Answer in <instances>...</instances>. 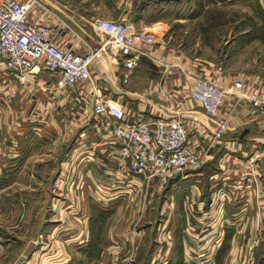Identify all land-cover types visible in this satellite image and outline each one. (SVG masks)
<instances>
[{"label":"crops","instance_id":"crops-1","mask_svg":"<svg viewBox=\"0 0 264 264\" xmlns=\"http://www.w3.org/2000/svg\"><path fill=\"white\" fill-rule=\"evenodd\" d=\"M34 1L29 11L30 20L50 27L58 46L74 45L78 52L85 51L86 46L97 45L98 38L93 21L97 18H107L101 14L111 13L94 5L99 0ZM100 2L104 3L106 0ZM115 7V14L131 13L128 20L137 28L145 30L159 28L163 43L166 37L170 39V36L166 33L169 28L168 22L166 23L161 15L164 13L186 15L185 18L181 16L180 19H175L178 22L195 19L197 17L195 14L201 12V0H128V9L125 7L119 9L120 1ZM142 57L152 60L155 58L162 62L172 61L173 65H177L178 62H189L184 59L181 51L170 49L165 44L164 46L158 44L157 39L155 45L149 48L147 55ZM142 57L139 63L143 61ZM186 65L184 70L193 72L194 75L206 76L197 68L190 69L189 64ZM90 71L94 77V87L77 86L63 91L56 88L55 76L41 68H35L24 78L15 73L0 72V171L12 175L17 166L16 169L11 167L20 163L18 157L22 158L25 149L33 144H37L36 147L41 146V141L47 140L49 143L63 141L64 145L62 144L61 148H65V154L67 152L71 159L75 151L77 152L75 158L94 157L91 168L85 169L84 179L88 182L92 174L106 173L115 176L125 174L122 170L124 163L119 154L120 144L97 118L88 117L94 94L117 101L124 109L127 120H133L141 113L149 120L181 117L190 129V143L203 154L204 162L166 183L172 188V200L181 212V218L173 229L174 264H200L201 261H196L195 254L206 244L209 259L202 261L203 264H225L226 259L231 256L234 260L232 263L236 264L241 246H244V242L239 240L241 237L248 239L246 246H249L250 240L253 245L258 246L260 242L257 239L264 236V117L253 111L245 101L239 102L232 109L230 95L226 96L225 103L216 116H206L198 104L188 98L187 93L184 94L181 89L174 88L181 80V73L178 71L160 69L156 76L137 74L133 72L134 70L126 73L108 58L94 63ZM209 71L208 78L224 79L221 84L223 87H229L233 79L240 78L246 86L254 88L262 80L258 74L239 71L222 75L223 69L215 67L214 64ZM125 95H128L130 100H124ZM230 109L232 113L225 124V129L219 139H214L213 133ZM46 126H52L54 133L45 137L46 139L39 138L35 132L42 131ZM75 129L79 130L74 135ZM7 139L16 142L17 145L14 147L5 144ZM223 149L220 158L219 152ZM10 158L17 160L11 163L8 160ZM218 158L226 165L223 169V163L221 164L220 175L230 177L231 183L212 181L215 175L207 168ZM251 162L254 165L252 168L257 172L253 177L256 179L255 182L250 177L253 169H250L248 163ZM249 169L251 172H247ZM193 175L202 176V184H194L191 178ZM240 178H246L248 182L240 184ZM15 183L19 184V189L35 187V181ZM149 183H146V186ZM12 185L13 182L8 180L1 183V189H12ZM194 185L198 186L196 187L199 189L198 192ZM224 190L227 194L223 192ZM105 211L108 213L101 215V218L110 215V210ZM90 221L94 223L97 219L89 214L87 222ZM218 221L221 224H214ZM225 221L230 225L222 224ZM1 228L2 225L0 264H10L11 261V264H17L13 262L14 257L10 256L13 254V251H10L13 244L5 242L9 232ZM97 238L101 239L98 235ZM94 241L87 240L79 247L81 251L79 264H96L99 260L103 250L101 247H95ZM256 248L249 252L248 261L254 258ZM153 251L147 252L144 261L135 258L132 264H152ZM135 254H140L139 245L135 248ZM186 254H192V259H187ZM263 262L264 256L260 264Z\"/></svg>","mask_w":264,"mask_h":264},{"label":"rangeland","instance_id":"rangeland-1","mask_svg":"<svg viewBox=\"0 0 264 264\" xmlns=\"http://www.w3.org/2000/svg\"><path fill=\"white\" fill-rule=\"evenodd\" d=\"M118 1L119 9L124 7L128 9V0H106L104 3L99 0L92 3L111 11L110 14L101 16L115 20H119L121 16L122 19L128 20L131 13L115 14L114 9ZM200 9L201 12L195 14L197 16L195 19L185 22H178L175 19H180L181 16L185 18L186 15L174 13L161 15L166 23L168 22L169 28L166 33L170 36V39L166 37L163 43L159 28L148 30L154 34L158 44L163 46L165 44L170 49L181 51L184 59L189 60L188 63L178 62L177 65H173L172 61L162 62L159 59L142 57L143 61L133 72L156 76L160 69L178 71L181 73V80L174 88L188 94L193 78L202 75H194L193 72L184 70L186 64H189L190 69L197 68L203 75L205 74L204 79L221 85L224 81L221 77H217L216 80L208 78L209 69L214 64L215 67L223 69L222 75L237 71L258 74L262 80L254 88L263 87L264 8L261 3L258 0H201ZM151 16L153 15H149ZM123 99L130 100L128 95ZM88 117L94 119L91 112ZM78 130L75 129L74 135ZM53 133L52 126L35 132L42 139ZM46 141H41V146L36 147L37 144H33L25 149L21 155L24 158L18 157L20 163L11 167L16 169L17 166L13 172L15 175L0 171V225L3 227L2 230L9 232L5 242L13 244V248H10V251H13L10 255L11 258L14 257L13 262L79 264L81 257L79 247L87 240H95V247H101L103 250L96 264H132L135 258L144 261L150 250H154L152 264H174L173 229L181 218V212L172 200V188L166 184L169 180L154 179L146 186V182L135 175L127 176L121 173V176H115L105 173L92 174L93 177L91 176L88 182L84 179L85 169L91 168L94 157L75 158L77 153L75 151L71 159L67 152L65 154V148H61L63 141L55 143ZM8 142L10 141L7 139L5 144L14 147L17 145L16 142ZM223 152L224 149L220 150V158ZM220 158L207 168L215 175L212 181L231 183L230 177L220 175L221 164L223 163V169L226 166L225 162L221 163ZM8 160L13 163L17 159ZM85 164L87 166H83ZM248 165L250 169L254 168L253 162ZM250 169L247 172H251ZM122 170L126 173L125 167ZM254 175H257L255 169L250 175L255 182ZM191 178L194 184L200 185L203 182L202 176L193 175ZM8 180L13 182L12 189H1V183ZM239 180L240 184L248 182L246 178ZM27 181H35V187L19 189V184L15 183ZM196 187L198 186L194 185L198 192L199 189ZM223 192L227 194V191ZM107 209L110 210V215L101 218V215L108 213L105 211ZM89 214L97 221L88 223ZM226 222L222 224H227ZM214 224L219 225L221 222ZM97 235L101 239L97 238ZM239 240L244 242V246H241L236 264H260L264 256V236L257 239L260 242L258 246L253 245L252 240L249 241V246H246L247 238L241 237ZM137 245L140 254H135ZM255 248L252 258L254 260L248 261L249 252ZM207 251L206 244L195 254L196 261L203 264L202 261L208 260ZM191 255L186 254L185 257L192 259ZM232 258V256L227 258L225 264H233Z\"/></svg>","mask_w":264,"mask_h":264},{"label":"built area","instance_id":"built-area-1","mask_svg":"<svg viewBox=\"0 0 264 264\" xmlns=\"http://www.w3.org/2000/svg\"><path fill=\"white\" fill-rule=\"evenodd\" d=\"M259 1L264 8V0ZM34 2L0 0V72L24 78L35 68H41L55 76V86L61 91L85 85L94 87L90 71L94 63L108 58L127 73L138 66L140 58L156 43L150 31L137 28L127 19L97 18L93 21L98 37L95 47L86 46L83 52L76 51L74 45L60 47L50 27L30 20ZM227 95L232 97V109L245 101L264 117V86L251 88L240 78L223 87L194 77L187 94L208 117L219 113ZM232 109L218 124L214 139H219ZM91 113L120 144L119 154L127 176L141 177L146 183L154 179L170 180L204 162L203 154L190 143V129L181 117L149 120L141 113L127 120L117 101L98 94L92 98Z\"/></svg>","mask_w":264,"mask_h":264},{"label":"trees","instance_id":"trees-1","mask_svg":"<svg viewBox=\"0 0 264 264\" xmlns=\"http://www.w3.org/2000/svg\"><path fill=\"white\" fill-rule=\"evenodd\" d=\"M246 1V0H245Z\"/></svg>","mask_w":264,"mask_h":264}]
</instances>
